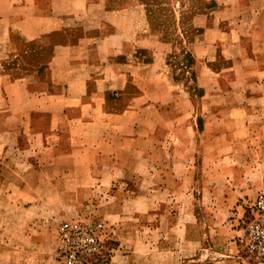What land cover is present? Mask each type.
<instances>
[{
  "label": "rangeland",
  "instance_id": "1",
  "mask_svg": "<svg viewBox=\"0 0 264 264\" xmlns=\"http://www.w3.org/2000/svg\"><path fill=\"white\" fill-rule=\"evenodd\" d=\"M41 3L56 9L55 1ZM65 3V8L73 11L66 20L80 24L70 23L68 28L78 30L84 25L86 31L81 35L92 43L105 38L116 42L125 37L130 42H123L133 49L138 38L146 64L139 78L144 76L145 79L134 82L124 94L112 92L111 99L115 102L112 108L119 110L117 102L134 97L138 91L136 86L146 94L144 112H132L117 120L139 122L140 128H134L129 136L138 133L140 139L122 140L120 159L90 161L88 151L94 140L66 135L65 147L62 152L54 153L52 159L55 137H50L51 144L46 149H39L32 146L24 129L18 130L14 136L20 140L18 150L22 154L19 158H28L25 162L43 172L27 180L16 178V183L26 181L33 186L36 198V185H44L48 180L56 184V175L63 174L64 217L53 227L57 230L63 220L76 215L106 221L112 231L106 264H248L242 253L243 235L251 204L264 189V95H260L262 88L256 87V79L262 78L264 71L251 70L250 74L249 70H244L249 66L242 67L239 62L248 50L238 48L239 31L244 27L238 17L251 21L257 13L254 9L258 4L259 7L264 5V0H76ZM6 7V1L1 0V10ZM89 10L90 15L80 13ZM205 29L212 32L207 35ZM216 29L220 30L222 41L214 42ZM257 30L264 32V25ZM225 34L230 38L228 44L223 40ZM1 36L6 37V34ZM200 37L206 44H220L216 60L210 62L209 67L221 74L220 78H215L204 71V76L218 92L210 94L206 100L209 114L202 117H199L200 101L196 97L200 90L196 78L198 70L193 64L196 56L193 45L200 42ZM21 49L22 46L16 45L15 51H9L20 52ZM92 50L103 55L112 52L97 46ZM214 51L215 48L208 50L211 60ZM37 59L42 60L30 57L22 61L21 66L25 68L30 65L28 61ZM234 74H238L236 82L232 80ZM239 106L244 110L238 112ZM254 109L260 112H251ZM217 110L226 119L222 135L210 125ZM21 116L18 114L16 119L20 121ZM1 119L4 121L3 115ZM151 127L156 128L155 132H151ZM122 136L128 137L127 134ZM133 151H137V159L132 158ZM12 157V153L6 155L0 161V168L18 170L24 161L16 160L18 156ZM104 168L112 170L114 179L104 176ZM6 179L5 190L15 183L12 177ZM72 187L75 189H68ZM158 188L161 190L156 193ZM122 189L124 192L119 191ZM7 194L3 196L2 205L10 202ZM5 216L13 219L14 214L0 207V217ZM20 225L11 226L19 230ZM53 263L56 264L54 260Z\"/></svg>",
  "mask_w": 264,
  "mask_h": 264
},
{
  "label": "crops",
  "instance_id": "2",
  "mask_svg": "<svg viewBox=\"0 0 264 264\" xmlns=\"http://www.w3.org/2000/svg\"><path fill=\"white\" fill-rule=\"evenodd\" d=\"M4 1L7 7L3 10L0 8V161L12 153V159L18 156L16 160L24 163L19 165L18 170L0 168V207L14 214L13 219L9 216L0 217V264H54L52 241L56 230L53 226L64 217L66 192L65 182L62 179L64 176L56 175V184L48 180L44 185H36L38 190L36 198L33 197V186L28 185L26 181L22 182L23 184L16 183V178L27 180L28 177L38 176L43 171L34 168L30 162H25L29 160L28 158H19L22 154L18 150L20 140L14 134L24 129L32 146L39 149H46V146L51 144L50 137H55L56 148L55 152L51 151L52 159L54 153L62 152V147H65L66 135L74 139L87 136L94 140L93 147L88 151L90 161L120 159L118 153H121L119 151L120 146L122 148V140L139 141L138 133L129 135L134 128L137 130L140 128V123L117 120L132 112L137 114L144 112L147 101L146 94L136 86L138 91L134 97L124 102H117L120 107L118 110L112 108L115 102L112 101L111 94L114 91H121L124 94L130 85L135 84L134 82L139 83L145 79L144 76L139 78L146 65L144 57L141 56L144 51L139 50L138 38H136V46L133 44V49H130V44L123 42H130L125 37L116 42L105 38L92 43L81 35L86 31L83 24L78 30L76 27L68 28L70 23L80 25L66 20V17H71L73 11L68 7L65 8V2L76 0ZM42 1H55L56 9L42 4ZM256 7L254 12L257 13L253 15L251 21L247 22L244 17H238L244 26L239 31L238 48L248 50L246 56L240 57L239 62L242 67L249 66V69L244 68V70H249L250 74L251 70L264 71L262 68L264 37L260 38L264 32L257 30L264 25V20L259 23L264 15V5L259 7L258 4ZM217 12L223 13L224 10ZM80 13L87 16L90 15V10ZM76 31L80 35H69ZM204 32L208 35L212 29H205ZM2 33H5L6 37H2ZM214 33V42L222 41L220 30L216 29ZM223 36L224 43L228 44L229 35ZM207 43H204L203 38L200 37V42L198 40L193 45L196 51L193 64L198 70L196 78L200 87L196 94L200 101L199 117L205 113L209 114L206 100L210 94L218 92L204 76V71L215 78L221 77L218 70L209 67L210 62L216 60V50L220 48V44ZM16 45L22 46L21 51L11 53L9 50L15 51ZM95 46L106 51L111 50V55L94 53L92 47ZM212 48H215L213 60L210 59L211 55L208 52ZM30 57H40L42 60H32L33 64L28 61L30 65L25 68L21 66V62ZM152 65L149 63V66ZM232 71L236 72L234 68ZM237 75L234 74L232 78L234 82L239 79ZM256 87L262 88L260 95H264L262 94L264 76L256 79ZM236 110L241 112L244 107L239 106ZM251 112L260 111L254 109ZM18 114L22 115L20 121L16 119ZM45 119L47 121H41ZM225 120L217 110L211 117V128L220 131L218 134L222 135ZM152 128H150L151 132H155L156 128ZM124 134L128 137H123ZM136 154L137 151L132 152L133 159L136 158ZM104 173L105 177L114 179L115 174L112 170L104 168ZM7 177H12L15 183L5 190L3 184L6 183ZM160 190L158 188L155 192ZM119 191L124 192L123 189ZM6 192L9 193L7 197L10 202L7 204L4 202L2 205ZM18 223L22 224L21 229H13L11 225ZM14 257L17 259L14 260Z\"/></svg>",
  "mask_w": 264,
  "mask_h": 264
},
{
  "label": "built area",
  "instance_id": "3",
  "mask_svg": "<svg viewBox=\"0 0 264 264\" xmlns=\"http://www.w3.org/2000/svg\"><path fill=\"white\" fill-rule=\"evenodd\" d=\"M55 234L53 254L56 264L108 262L112 231L106 221L76 215L63 220ZM241 246L248 264H264V189L251 204Z\"/></svg>",
  "mask_w": 264,
  "mask_h": 264
}]
</instances>
